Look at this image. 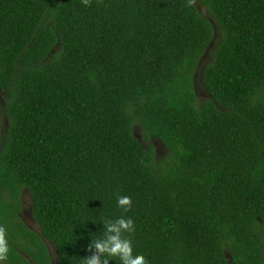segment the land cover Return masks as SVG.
<instances>
[{
  "label": "trees",
  "instance_id": "1",
  "mask_svg": "<svg viewBox=\"0 0 264 264\" xmlns=\"http://www.w3.org/2000/svg\"><path fill=\"white\" fill-rule=\"evenodd\" d=\"M0 96V264H264V0H0Z\"/></svg>",
  "mask_w": 264,
  "mask_h": 264
},
{
  "label": "clouds",
  "instance_id": "2",
  "mask_svg": "<svg viewBox=\"0 0 264 264\" xmlns=\"http://www.w3.org/2000/svg\"><path fill=\"white\" fill-rule=\"evenodd\" d=\"M83 2L87 4L88 0ZM116 202L125 211L131 207V198L128 196H119ZM102 225V237L90 240L83 264H109L107 258H118L120 264H148L143 255L133 251L132 241L124 235L134 231L132 218L119 217ZM8 251L5 229L0 226V262L7 259Z\"/></svg>",
  "mask_w": 264,
  "mask_h": 264
},
{
  "label": "flooded vegetation",
  "instance_id": "3",
  "mask_svg": "<svg viewBox=\"0 0 264 264\" xmlns=\"http://www.w3.org/2000/svg\"><path fill=\"white\" fill-rule=\"evenodd\" d=\"M198 83H199V80H198ZM200 89V88H199ZM201 90V92H200V94L201 95H205V92H204V90L201 88L200 89ZM154 144H155V147H156V152L159 154L160 152H164V148H162V147H160V146H158V144L156 143V141H154L153 142ZM27 201V198H24V203ZM24 211H26V212H24ZM23 213H25L24 214V216L22 215ZM19 217H20V219L23 221V223L27 226V228H29L30 230H32L33 232H35V233H37L38 232V229H37V227H36V225H35V223H34V221H33V219H32V216H31V211H30V206L28 207V208H26L25 206H23V210H22V212L19 214ZM28 218V220H27V218ZM39 234V233H38ZM45 245H46V248H47V250H48V252H49V254H50V258L53 256V253H52V247H51V245L49 244V243H47V242H45ZM27 259H28V257H26ZM29 260V259H28ZM51 260H52V258H51ZM30 261V260H29ZM31 262V261H30ZM33 264H36V263H33Z\"/></svg>",
  "mask_w": 264,
  "mask_h": 264
},
{
  "label": "rangeland",
  "instance_id": "4",
  "mask_svg": "<svg viewBox=\"0 0 264 264\" xmlns=\"http://www.w3.org/2000/svg\"><path fill=\"white\" fill-rule=\"evenodd\" d=\"M198 10H199V12L203 15H207V12H206V10L205 9H203V8H199L198 7ZM2 103V98H1V96H0V104ZM1 131H2V125H1V123H0V133H1ZM161 153V152H160ZM24 198H27L26 196L24 197ZM24 206L26 207V208H28L29 207V201H28V199H27V201L24 203ZM24 212H26V211H24ZM24 214L25 213H23L22 215L24 216ZM27 218V217H26ZM27 220H28V218H27Z\"/></svg>",
  "mask_w": 264,
  "mask_h": 264
},
{
  "label": "water",
  "instance_id": "5",
  "mask_svg": "<svg viewBox=\"0 0 264 264\" xmlns=\"http://www.w3.org/2000/svg\"><path fill=\"white\" fill-rule=\"evenodd\" d=\"M227 256L229 257V255H227ZM51 258H52V260H51L52 261V264H55L54 257L52 256Z\"/></svg>",
  "mask_w": 264,
  "mask_h": 264
}]
</instances>
